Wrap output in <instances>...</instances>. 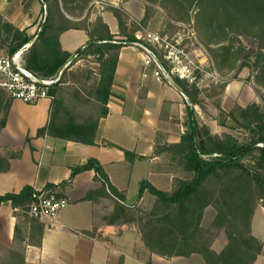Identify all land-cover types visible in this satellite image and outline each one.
<instances>
[{"label":"crops","instance_id":"crops-1","mask_svg":"<svg viewBox=\"0 0 264 264\" xmlns=\"http://www.w3.org/2000/svg\"><path fill=\"white\" fill-rule=\"evenodd\" d=\"M92 1L49 0L47 6L41 0H0V15L35 37L45 18L41 21L42 11L46 15L49 7L56 23H92L100 17L109 32L118 37L115 16L108 7L97 12ZM145 5L143 0H119L115 7L124 11V21L129 26L131 21L138 23L142 20ZM58 39L63 50L74 53L87 44L89 36L84 28L76 27L64 30ZM31 42L21 48L23 63L24 53ZM219 45L210 44V47ZM189 47L200 62L218 71L203 44L195 40ZM95 57L88 54L86 58L90 59L91 65H97ZM81 61L78 59L70 64L67 73L82 71ZM238 64L239 60L232 67L225 65L221 68L227 72L226 79L233 75ZM245 75H250L247 67L229 80L222 93L211 94L210 86L203 89L206 91L200 90L197 96L193 94L196 101L192 103L183 92L184 89L189 91V85L177 80L172 85L158 83L143 64L139 50L124 45L118 54L107 102L108 113L99 119L94 145L48 134L39 136L38 130L48 123L52 97L27 104L11 98L0 88V195L18 193L24 186H30L34 191L53 188L59 196L68 199V205L54 217L32 220L34 241L40 224L43 225L38 245L28 242L29 220L14 213L10 201L2 202L0 244L24 249V264H205L198 254L165 257L146 248L137 221L142 213L152 209L156 199L147 189L138 198L139 185L145 180L158 190L170 191L175 177L188 179L191 176L172 163L166 153H154L157 146L179 141L186 131L188 110H192L198 122L207 126L213 136L231 134L239 140L238 132L234 134L230 129H240L238 131L244 132L242 135L247 134L246 129L236 126V115H231L232 108L238 105L243 108L251 103L242 101L248 100L244 93ZM231 119L232 124L228 122ZM124 151L136 157L129 160ZM88 159L99 162L111 185L121 193L123 202L117 209L115 199L95 178L94 170L78 172L69 180L72 168L85 164ZM211 208L204 210L202 227L206 228L215 215ZM257 210L264 217L261 205L256 207L254 214ZM207 212L209 217L205 223ZM16 225L23 236L15 235ZM259 241L263 250V242ZM226 242L224 233L220 232L212 248L219 252Z\"/></svg>","mask_w":264,"mask_h":264},{"label":"trees","instance_id":"trees-1","mask_svg":"<svg viewBox=\"0 0 264 264\" xmlns=\"http://www.w3.org/2000/svg\"><path fill=\"white\" fill-rule=\"evenodd\" d=\"M41 1L48 6L49 0ZM143 1L146 5L142 20L131 21L129 26L120 7L108 6L117 20L118 35L124 37L111 34L100 17L92 23H56L49 7L35 37L0 15V50L12 55L33 39L23 56L24 68L39 78L59 75L48 91L52 97L49 120L38 130L39 136L48 134L95 144L99 119L108 113L107 102L119 51L125 41L135 39L134 33L140 26L148 24L155 6L163 10L167 21L161 33H173L178 23L191 24L197 42L206 47L222 75H227L221 70L223 66L232 67L239 60L233 75L222 84L210 87L211 94L222 93L229 80L244 67L250 70L246 80L253 78L255 85L264 89V0ZM76 27L84 28L89 40L83 48L69 53L60 47L58 37L64 30ZM210 44L220 45L212 48ZM88 54L96 56L94 70L67 73L70 64ZM188 88L189 91L183 92L193 103L196 101L193 94L197 96L201 91L194 86ZM260 98L263 105L253 103L240 108L239 117L234 118L251 134L248 141H239L231 134L211 135L208 127L200 124L192 110H188L186 131L179 141L154 149V153H166L172 163L191 176L175 177L170 191L158 190L145 180L140 182L138 198L147 189L156 199L152 209L142 213L137 221L142 242L150 252L165 257L198 254L205 264H254L262 243L251 232L252 217L258 205L264 208V93ZM124 153L129 160L136 157L128 151ZM91 169L108 189V195L115 199V209L120 207L123 197L111 185L98 161L88 159L85 164L72 168L69 180L76 173ZM33 192V188L24 186L18 193L0 195V204L10 201L13 208L26 210ZM207 207H212L215 215L205 228L201 221ZM16 214L29 220L28 242L38 245L43 225L40 224L34 241L32 220L36 218L26 213ZM220 232L227 242L216 252L212 244ZM17 234H23L19 225L15 226ZM0 264H24V249L0 244Z\"/></svg>","mask_w":264,"mask_h":264},{"label":"built area","instance_id":"built-area-1","mask_svg":"<svg viewBox=\"0 0 264 264\" xmlns=\"http://www.w3.org/2000/svg\"><path fill=\"white\" fill-rule=\"evenodd\" d=\"M119 0H93L97 12L108 6H115ZM173 33H161L140 26L134 33L135 39L124 42L139 50L143 64L151 71V76L160 84L172 85L182 81L199 90L222 84L226 77L213 67L204 65L189 47L196 40L191 25ZM22 49L12 55L0 53V88L11 98L27 104H35L48 97L50 87L59 80V75L39 78L26 70L22 62ZM146 76V74H144ZM262 146L261 144H259ZM68 205V199L59 196L53 188L36 190L26 210L12 208L14 213H26L34 218L54 217Z\"/></svg>","mask_w":264,"mask_h":264},{"label":"rangeland","instance_id":"rangeland-1","mask_svg":"<svg viewBox=\"0 0 264 264\" xmlns=\"http://www.w3.org/2000/svg\"><path fill=\"white\" fill-rule=\"evenodd\" d=\"M155 7L156 8H154L153 16L150 18V20H149L148 24L145 26V28L150 29V30L152 29L154 31H160L161 32L162 30H165L167 21H166V17H165V14H164L163 10L160 7H157V6H155ZM42 14H43V16H42L41 21H43V18L45 16V11L44 10L42 11ZM184 25H187V26H184V30H185V32H187L189 30V27H188L189 24L185 23ZM191 28H193L192 25H191ZM181 29H183L182 26L176 25L175 30L172 31V32H176V31L181 30ZM244 44L246 45L245 42H244ZM0 52L5 53L3 50H0ZM89 60L90 59L82 58L81 63H82V69L83 70H88L91 67L92 68L96 67V65H91L89 63ZM246 77L247 76L245 75L244 78H246ZM249 80L250 81L248 83H246L247 81L244 82L245 87H246V89L244 90V93H246L248 100L242 99V101H244V102L247 101L248 103L251 102L247 106L252 105L254 102L259 103L260 105H263V102H262V100L260 98V94L264 93V89L262 87L256 86L255 83H254L253 78H250ZM238 106H237V108H235V109L232 108V110H231V115H234L235 114L236 115L235 118L236 117H239V108L240 107H238ZM222 113H223V111H222ZM222 113H221V115H222ZM232 120L233 119L229 120L228 122L230 124H232L233 123ZM236 126L238 128H243L237 122H236ZM230 130L234 134H235L236 131L238 133H241V134H238V133L236 134L238 136V138H239L240 141H245V140L248 141L250 139V137H251V134L248 133V132H247L246 135H242L244 132L243 131H238L240 129H230ZM261 145H263V144H261ZM211 210L213 211V208H211ZM208 217H209V213L207 212L205 214V218H204V222L205 223H206V220L208 221ZM252 233H253L254 236L258 237L263 242V250H262V253L259 256V258H258V260H257V262L255 264H264V217L260 213L259 210H257L255 212L254 217H253Z\"/></svg>","mask_w":264,"mask_h":264}]
</instances>
